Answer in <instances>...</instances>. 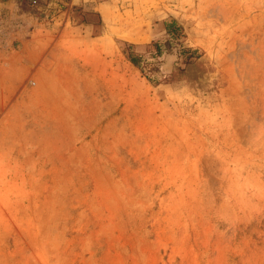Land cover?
Returning <instances> with one entry per match:
<instances>
[{"label":"rangeland","instance_id":"rangeland-1","mask_svg":"<svg viewBox=\"0 0 264 264\" xmlns=\"http://www.w3.org/2000/svg\"><path fill=\"white\" fill-rule=\"evenodd\" d=\"M4 1L0 264H264V0Z\"/></svg>","mask_w":264,"mask_h":264},{"label":"crops","instance_id":"crops-1","mask_svg":"<svg viewBox=\"0 0 264 264\" xmlns=\"http://www.w3.org/2000/svg\"><path fill=\"white\" fill-rule=\"evenodd\" d=\"M80 3L86 0H78ZM0 6H6V1L1 2ZM37 47L22 42L18 49H13L15 52L10 54V51L5 53V56L0 60V81H12L14 79H21L23 76L24 65L33 63L34 57L39 54L41 48L39 44ZM1 53V51H0ZM21 58V59H19Z\"/></svg>","mask_w":264,"mask_h":264},{"label":"trees","instance_id":"trees-1","mask_svg":"<svg viewBox=\"0 0 264 264\" xmlns=\"http://www.w3.org/2000/svg\"><path fill=\"white\" fill-rule=\"evenodd\" d=\"M164 26L168 34H174L181 31V27L174 20H171L169 22L165 21ZM151 45L155 50V54L159 56L164 46L157 41L152 42ZM187 51L190 55L196 53V49H188ZM122 52L134 67L140 69L141 71L144 69L143 56L133 50V44L125 43L122 48Z\"/></svg>","mask_w":264,"mask_h":264}]
</instances>
